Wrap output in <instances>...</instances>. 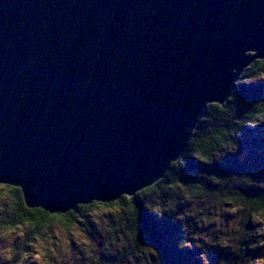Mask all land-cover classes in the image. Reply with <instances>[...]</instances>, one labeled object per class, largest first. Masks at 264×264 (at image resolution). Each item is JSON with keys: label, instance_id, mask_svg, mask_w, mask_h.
<instances>
[{"label": "water", "instance_id": "95a60500", "mask_svg": "<svg viewBox=\"0 0 264 264\" xmlns=\"http://www.w3.org/2000/svg\"><path fill=\"white\" fill-rule=\"evenodd\" d=\"M263 57L264 0H0V184L51 213L132 195Z\"/></svg>", "mask_w": 264, "mask_h": 264}, {"label": "trees", "instance_id": "16d2710c", "mask_svg": "<svg viewBox=\"0 0 264 264\" xmlns=\"http://www.w3.org/2000/svg\"><path fill=\"white\" fill-rule=\"evenodd\" d=\"M262 121L264 57L243 67L223 103L206 104L184 152L160 179L132 195L80 203L63 213L27 207L18 187L0 184L12 201L1 226L25 223L28 239L54 223L103 228L106 245L101 253L89 250L81 264H264V175L254 174H264V134L256 127ZM244 150L260 157L243 156ZM219 216L227 228L207 236L204 229L216 228ZM20 252H28L26 242L11 264Z\"/></svg>", "mask_w": 264, "mask_h": 264}, {"label": "rangeland", "instance_id": "374dc122", "mask_svg": "<svg viewBox=\"0 0 264 264\" xmlns=\"http://www.w3.org/2000/svg\"><path fill=\"white\" fill-rule=\"evenodd\" d=\"M250 54L253 53L251 52ZM236 81H234L235 84ZM256 127L259 128V132L264 134V121L260 122ZM251 154L252 157L256 155L260 157L257 151H243V156ZM254 174L257 178L264 175L259 169ZM259 181L264 182L262 179H259ZM11 202L10 193L0 186V221L6 218ZM225 219L223 216H219L218 220L213 223V226H216L217 229L209 227L204 229V233L210 236L214 230L226 229L228 225H226ZM101 226H105V224ZM92 228L94 230L86 231L81 224L73 222L68 229H65L61 224L54 223L51 231L28 239L30 231L25 223L7 229L3 228L0 223V264H11L10 258L14 256L19 246L24 244V242L27 243L28 252L26 255L20 252L17 264L22 260L24 264H81V261H83L81 259H85L89 250L101 253L107 243L106 231L101 228L102 231L97 232L95 227ZM204 233H201V237L208 241L210 238L205 236Z\"/></svg>", "mask_w": 264, "mask_h": 264}]
</instances>
